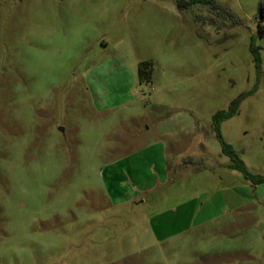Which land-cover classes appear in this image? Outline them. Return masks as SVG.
<instances>
[{
  "label": "rangeland",
  "instance_id": "obj_1",
  "mask_svg": "<svg viewBox=\"0 0 264 264\" xmlns=\"http://www.w3.org/2000/svg\"><path fill=\"white\" fill-rule=\"evenodd\" d=\"M184 1L0 0V264H264V0Z\"/></svg>",
  "mask_w": 264,
  "mask_h": 264
},
{
  "label": "trees",
  "instance_id": "obj_2",
  "mask_svg": "<svg viewBox=\"0 0 264 264\" xmlns=\"http://www.w3.org/2000/svg\"><path fill=\"white\" fill-rule=\"evenodd\" d=\"M196 2H201L205 5H212L213 7H216V4L214 0H195ZM178 6L182 8H186L188 6L187 2L184 0H178ZM258 18L261 20H264V3L260 4L259 10H258ZM259 34L260 36H264V27L260 26L259 28ZM253 53L255 54V61L257 64L258 69L260 68L261 64V56L260 53L254 49H252ZM248 95V93L242 94L240 97L235 99L228 110H219L213 115V124L214 129L217 134V138L219 142L222 145V151L225 155H227L231 160L230 167L240 171L246 179L251 180L255 184L264 183V176L255 175L253 174L245 165L244 161L241 159L240 153L231 145L225 142L222 134H221V123L225 120L233 117L237 111L238 108L242 102V100Z\"/></svg>",
  "mask_w": 264,
  "mask_h": 264
}]
</instances>
